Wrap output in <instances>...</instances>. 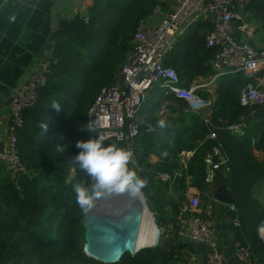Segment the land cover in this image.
Returning <instances> with one entry per match:
<instances>
[{
    "label": "trees",
    "instance_id": "1",
    "mask_svg": "<svg viewBox=\"0 0 264 264\" xmlns=\"http://www.w3.org/2000/svg\"><path fill=\"white\" fill-rule=\"evenodd\" d=\"M93 1L87 21L80 15L63 18L53 34L48 82L40 89L37 103L25 111L24 126L19 131V155L28 172L23 188L18 178L0 166V264H108L85 252L84 218L88 211L78 205L73 186L87 187L91 180L71 157L80 151L78 141L97 139L86 127L88 111L101 89L118 74L131 51L140 20L158 3L166 10L167 3ZM246 12L250 23L264 29V0H254ZM216 54V48L206 47L204 33L196 31L176 44L166 65L173 67L189 87L194 80L214 74ZM250 81L253 78L243 72L221 78L210 124L202 112H186V102L163 97L155 87L142 109L143 128L135 141L140 170L134 169L141 178H147L142 191L159 228H176L181 205L187 202L188 181L200 194L207 192L205 155L221 142L230 157L231 170L219 173L216 183L219 180L233 198L236 211L231 212L232 218L240 220V226L233 225L236 241L250 248L254 260L264 262V239L260 235L264 204L254 196L255 186L264 179V162L253 154L254 149L264 152V116L256 122L263 109L244 107L239 101L241 89ZM167 100L179 105L175 111L180 125L184 124V128L175 126L170 137L161 130L148 131L149 126L156 128L157 115ZM54 102L59 104V111L51 106ZM251 116L255 122L250 121ZM241 117L249 123L246 135L237 137L227 127L239 123ZM41 122L48 125L45 134L41 133ZM212 131L216 140L208 139ZM57 144L65 151L58 153ZM116 146L124 148L123 144ZM187 150L194 154L183 170L178 155ZM152 156H159L161 161L152 163ZM163 173L182 175L165 183L158 179ZM186 248L192 249L191 244L180 238L171 250L145 247L134 255L124 254L112 264H187Z\"/></svg>",
    "mask_w": 264,
    "mask_h": 264
},
{
    "label": "built area",
    "instance_id": "2",
    "mask_svg": "<svg viewBox=\"0 0 264 264\" xmlns=\"http://www.w3.org/2000/svg\"><path fill=\"white\" fill-rule=\"evenodd\" d=\"M167 9L158 3L153 12L140 20L133 39V46L116 77L104 86L87 115V125L103 143L123 144L133 152V168L140 170L135 155V141L141 134L142 109L150 94L158 87L163 97L174 96L187 104V111L201 113L207 110L205 122L210 124L211 109L215 102L221 78L243 72L252 77L239 94L244 107H259L264 110V46L255 48L248 38L253 29L246 17V8L254 0H164ZM88 20L87 17L85 18ZM204 33L207 48H216L212 61L214 74L208 83H192L189 87L177 71L166 65L176 44L190 33ZM247 38H241V36ZM52 55L42 60L39 68L29 73L25 85L17 89L10 105V118L6 130V140L0 147V163H4L14 178L27 174V168L19 155V131L24 126V113L33 107L40 89L46 86L50 72ZM201 93H207L202 95ZM164 106L162 110H166ZM248 123L241 117L239 123L229 124L227 130L237 137L246 135ZM148 131H154L153 126ZM208 139L216 140L212 131ZM181 156L182 169L194 152ZM231 170L230 157L221 142L214 145L205 155V182L209 189L205 192L207 203L202 205V195L188 181L187 202L182 204L177 216V227L162 229L163 233L177 239L191 238L198 244L207 246V264H227L221 246L211 224L215 209V185L219 173ZM182 172V171H181ZM176 173L159 174L161 182H173ZM230 212L235 206L229 205ZM234 226H240L238 217L232 218ZM171 233V234H170ZM238 252L244 264H264L251 257L249 247L237 243ZM193 264H200L199 255H190Z\"/></svg>",
    "mask_w": 264,
    "mask_h": 264
},
{
    "label": "crops",
    "instance_id": "3",
    "mask_svg": "<svg viewBox=\"0 0 264 264\" xmlns=\"http://www.w3.org/2000/svg\"><path fill=\"white\" fill-rule=\"evenodd\" d=\"M56 2L57 0H4L0 8V145H3L6 140L12 97L17 89L25 85L29 73L39 68L44 57L53 54V34L59 28L61 19L74 18L80 15L85 7L90 8L93 4L92 0H65L61 8H56ZM248 16L246 12V17ZM249 24L253 29V34L248 38V42L255 48H262L264 29L250 22ZM241 38L247 37L243 35ZM210 78L200 77L193 82L204 84L208 83ZM164 106L166 110H162L157 116L159 121H165L166 127L160 128L158 123L156 128L153 127L170 137L173 136L171 131L175 126L184 128V124L180 125L179 113L175 111L179 109L176 102L167 100ZM201 112L205 117L207 116V110ZM263 116L258 117L257 121L254 116L249 119L258 122ZM253 151L254 156L264 157V152H258L259 150L256 149ZM150 161L158 163L161 159L159 156H152ZM1 167L6 170V167ZM262 184L261 181L255 186L254 196L264 204ZM214 206L211 224L215 229L227 264H244L238 252L229 205L216 201ZM260 235L264 237L261 229ZM191 247L192 249H185L188 254L187 259L193 253L199 255L196 246L191 244Z\"/></svg>",
    "mask_w": 264,
    "mask_h": 264
},
{
    "label": "water",
    "instance_id": "4",
    "mask_svg": "<svg viewBox=\"0 0 264 264\" xmlns=\"http://www.w3.org/2000/svg\"><path fill=\"white\" fill-rule=\"evenodd\" d=\"M64 1L57 0L55 7L61 8ZM3 3L4 0H0V8ZM87 13L88 8L86 7L80 14L81 18L85 19L88 15ZM262 115H264V110L259 112L258 117ZM0 147H3V145L1 144ZM0 166L6 167L4 163H0ZM27 179V174L19 176L18 184L21 185V188H23ZM124 196L131 201L132 207L118 215L100 213L99 211H94L93 208L85 214V252L90 257L103 263H117L124 254L130 253L134 255L139 251L138 238L143 221V207L138 201L139 197L136 199L129 197L127 194ZM214 198L216 201L227 205L233 204V198L224 186H221L215 192ZM185 240L196 246V250L200 255V264H207V246L202 243L198 244L191 238H186ZM174 245L175 238L172 235L163 236L162 228L157 227L153 247L161 246L163 250H171Z\"/></svg>",
    "mask_w": 264,
    "mask_h": 264
},
{
    "label": "clouds",
    "instance_id": "5",
    "mask_svg": "<svg viewBox=\"0 0 264 264\" xmlns=\"http://www.w3.org/2000/svg\"><path fill=\"white\" fill-rule=\"evenodd\" d=\"M57 111L60 106L55 102L51 105ZM160 128L166 127L165 121L158 122ZM92 131L90 124L86 126ZM41 133L48 130L47 123H40ZM79 153L71 159L90 178L91 183L74 185L78 205L85 212L89 211L101 198H111L127 194L137 198L143 194L147 186V178H141L130 165L134 163L133 152L116 145H103V137L78 141ZM57 152L62 153L65 147L57 144Z\"/></svg>",
    "mask_w": 264,
    "mask_h": 264
},
{
    "label": "bare ground",
    "instance_id": "6",
    "mask_svg": "<svg viewBox=\"0 0 264 264\" xmlns=\"http://www.w3.org/2000/svg\"><path fill=\"white\" fill-rule=\"evenodd\" d=\"M123 199H124L123 203L117 201V203L119 204V207L115 208L116 212H124L127 209L132 207L131 201L129 199H127L124 195H123ZM138 201L143 207V221L141 224V230H140V234H139V238H138V248L140 250V249H143L145 247L153 246L155 234H156V225H155L154 220L151 216V213L148 211L147 207L144 205V202H143L141 196H139ZM104 209H105V207H104L102 201H100L97 205H95L93 207L94 211H99L100 213ZM111 209H113V208H111ZM262 232H264V229H262Z\"/></svg>",
    "mask_w": 264,
    "mask_h": 264
},
{
    "label": "rangeland",
    "instance_id": "7",
    "mask_svg": "<svg viewBox=\"0 0 264 264\" xmlns=\"http://www.w3.org/2000/svg\"><path fill=\"white\" fill-rule=\"evenodd\" d=\"M94 1L92 0V3H93ZM93 5V4H92ZM86 8V7H85ZM88 8V11H89V7H87ZM88 14V13H87ZM214 95V97H215V100H216V98H217V92L216 93H214L213 94ZM215 103V102H214ZM169 106V105H168ZM187 111V110H186ZM164 113H166V111L164 112ZM168 113V112H167ZM248 123V122H247ZM155 130V129H154ZM255 142V140L253 139V143ZM114 145H117V144H114ZM183 152H185V153H187L188 155H190L189 154V152H194V151H191V150H187V151H183ZM183 152H180V154L178 155V160H179V164H180V161H181V156H186V155H184L183 154ZM258 152H260V151H258ZM253 154H254V151H253ZM264 156V155H263ZM257 157V160L259 161V162H264V157L262 158V156H260V155H257L256 156ZM262 159V160H261ZM262 182H263V184H264V179L262 180ZM262 184V189L264 188V185ZM221 186H224V185H222L221 183H220V181L218 180V182L216 183V185H215V192L221 187ZM225 187V186H224ZM226 188V187H225ZM227 189V188H226ZM227 191H228V189H227ZM254 191H255V189H254ZM229 192V191H228ZM201 194H202V196L203 197H201V202H202V205L206 202L207 203V198H205V194H203L202 192H201ZM141 198H142V200H143V202H144V205L147 207V209H148V211L151 213V216H152V218H153V220H154V223H155V225H156V228L157 227H160L158 224H157V222H156V217H155V215H154V213L150 210V208H149V206H148V204H147V200H146V197H145V195L143 194V196L141 195ZM144 199H145V201H144ZM99 201H102L103 202V205H104V207H105V209L101 212V213H105V214H107V213H116L117 215L119 214V213H121V212H116L115 211V208H118L119 207V204L117 203V201L118 202H122L123 203V201H124V199H123V195H121V196H115V197H111V198H101L100 200H98L97 202H96V204L97 203H99ZM205 203V204H206ZM95 204V205H96ZM94 205V206H95ZM93 206V207H94ZM204 206V205H203ZM92 207V208H93ZM113 208V209H111V208ZM260 229H261V231H262V229H264V223L262 224V226L260 227ZM263 234H264V232H263ZM261 237H262V235H261ZM262 238H264V237H262ZM149 247H153V246H149ZM190 256L188 257V259H186V262L188 263V264H193L191 261H190Z\"/></svg>",
    "mask_w": 264,
    "mask_h": 264
}]
</instances>
